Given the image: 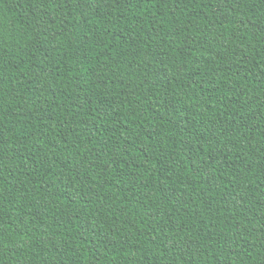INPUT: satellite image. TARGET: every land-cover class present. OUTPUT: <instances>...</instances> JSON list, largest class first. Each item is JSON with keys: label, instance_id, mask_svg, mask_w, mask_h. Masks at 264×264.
Returning a JSON list of instances; mask_svg holds the SVG:
<instances>
[{"label": "trees", "instance_id": "trees-1", "mask_svg": "<svg viewBox=\"0 0 264 264\" xmlns=\"http://www.w3.org/2000/svg\"><path fill=\"white\" fill-rule=\"evenodd\" d=\"M0 264H264V0H0Z\"/></svg>", "mask_w": 264, "mask_h": 264}]
</instances>
